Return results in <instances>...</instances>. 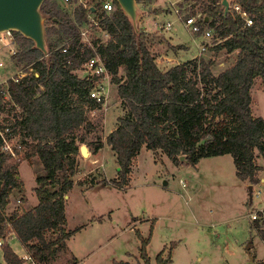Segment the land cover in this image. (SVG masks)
Listing matches in <instances>:
<instances>
[{
  "label": "trees",
  "instance_id": "16d2710c",
  "mask_svg": "<svg viewBox=\"0 0 264 264\" xmlns=\"http://www.w3.org/2000/svg\"><path fill=\"white\" fill-rule=\"evenodd\" d=\"M142 1L137 3L143 17L160 12L142 5ZM199 3L200 25L213 29L220 41L209 47V58L195 57L165 69L158 67L150 47L154 43L171 44L169 39L151 35L141 26L136 37L115 0L108 15L100 13L111 36L106 41L94 38V49L80 42L81 9H75L72 17L55 0H45L41 6L47 16L48 57L33 49L32 41L14 32V64L23 68L32 65L38 75H26L17 82L9 79L6 87L0 84V131L8 139L19 136L17 144L24 150L21 158H13L3 150L0 137V239L7 264L22 262L7 242L11 233L32 264H57L62 255H69L67 240L73 232L66 228L64 196L74 184L87 188L101 183L119 189L128 186L133 162L142 147L155 155H166L177 166L194 167L203 157L229 154L239 180L249 185L260 182L258 173L263 168L258 159L264 160V119L252 110L251 90L257 78L264 84V0H234L226 15L221 0ZM234 4L252 19L251 25L245 24ZM195 13L193 9L189 12ZM64 47L66 52H62ZM170 48L181 47L171 44ZM221 52L226 55L224 60L235 55L225 69L214 73ZM95 53L102 57L117 86L123 113L105 139L116 156V178L94 177L86 185L75 179L81 171L80 144L85 143L94 154L104 142L87 141V134L95 129L90 110L100 105L89 97L94 79H79L75 72ZM33 157L42 167V173L35 176L37 205L29 210L19 205L7 214L12 194H18L21 203L26 200L18 168L23 159ZM134 232L139 240L135 262L113 260L110 264H150L147 246L151 228L147 238L138 229ZM163 251L155 256V264H165ZM77 263L73 255L66 262Z\"/></svg>",
  "mask_w": 264,
  "mask_h": 264
},
{
  "label": "rangeland",
  "instance_id": "374dc122",
  "mask_svg": "<svg viewBox=\"0 0 264 264\" xmlns=\"http://www.w3.org/2000/svg\"><path fill=\"white\" fill-rule=\"evenodd\" d=\"M55 1L62 11L72 15L71 6L61 0ZM199 2L142 1V5L159 9L160 12L142 16L139 26L151 35L168 38L171 44L181 47L173 50L167 42L154 43L150 49L156 55L159 68L165 69L195 57L207 59L212 55L209 47L220 41L214 30L203 27L211 31L210 38H204L203 35L190 33L184 26V19L191 15L189 12L192 9L202 14ZM169 22L171 26L164 28ZM12 50L0 43V61L3 62L0 84L5 87L11 76L24 69L14 64L10 55ZM234 55L224 60L226 55L221 52L216 57L213 72L225 69ZM122 73L119 70L118 74ZM111 79L109 75V82H104L108 92L106 110L92 117L95 129L87 134L90 144L98 140L105 141L115 129L117 117L123 113L117 97V86ZM251 95L254 114L264 119V84L259 78L254 81ZM13 142L20 143V137L13 138ZM103 146L95 156H79L81 171L76 180L87 185L94 177L96 180L116 178V156L109 147ZM22 151H19L18 158L22 157ZM199 160L194 167L188 164L177 166L166 155H155L143 148L133 162L131 180L123 189L103 183L89 188L74 184L67 193L69 197H65V214L68 218L66 228L73 232L71 247L77 248L81 241L95 236L97 241L86 248V254L91 252L89 264H108L109 258L125 260L129 252L138 255L139 240L134 230L129 231L134 225L127 226L134 220L140 221L136 228L144 238L148 237L151 228L147 254L152 264H155V256L162 249L165 264H244L248 260V251L254 254L253 264H264V160L258 159L263 168L258 176L263 181L252 185L251 202L249 184L236 177L229 154ZM18 172L30 203L37 199L34 194L35 176L42 173L41 164L35 157L23 159ZM107 206L113 209L111 218L117 222L111 224V219L106 218V234L92 233L89 226L81 233H74L78 226L89 224L95 209ZM252 215L256 218L253 219ZM102 254L105 255L103 258ZM69 258L70 255H62L57 264H66Z\"/></svg>",
  "mask_w": 264,
  "mask_h": 264
},
{
  "label": "built area",
  "instance_id": "2783aa9c",
  "mask_svg": "<svg viewBox=\"0 0 264 264\" xmlns=\"http://www.w3.org/2000/svg\"><path fill=\"white\" fill-rule=\"evenodd\" d=\"M67 6L73 8L72 17L75 15V9H81L84 13V19L81 24L78 25L80 42L83 46L93 47V39L100 38L101 41H106L110 38L111 34L108 30L105 29L103 25V17H100V13L108 15L113 10V0H61ZM197 1L204 0H193L192 4H195ZM234 10L237 14L245 21L246 25L252 24V19L241 10L238 4H234ZM175 13L179 16V11L176 10ZM202 19L201 13H195L193 15H187L184 19V26L187 27L190 33L194 35H203L204 38H210L211 31L208 28H202L200 25V20ZM171 26V23H166L164 28L168 29ZM0 43L4 46L12 48L11 56L14 55L17 51V42L14 35V31L6 30L0 33ZM205 48L203 47V50ZM67 47L62 49V52H66ZM3 66V62L0 61V67ZM77 78L79 79H94L93 87L89 91V97L94 99L100 107L90 110L91 116L93 117L96 113H100L106 110L107 103V88L105 87L104 82L108 81L109 73L106 69L102 57L95 53L89 57L75 72ZM37 76V72L33 69L32 65L25 67L24 69L18 71L13 76L10 77L11 80L17 82L19 79L26 75ZM104 84V85H103ZM8 132L9 130L6 129ZM0 137L3 140V150L9 153L13 158L18 159L19 154L16 153V149H21L20 145L13 142V138L8 139L5 135V132L0 131ZM252 218H256L255 215H252ZM0 244H2L0 242ZM28 258L27 255L24 257Z\"/></svg>",
  "mask_w": 264,
  "mask_h": 264
},
{
  "label": "water",
  "instance_id": "95a60500",
  "mask_svg": "<svg viewBox=\"0 0 264 264\" xmlns=\"http://www.w3.org/2000/svg\"><path fill=\"white\" fill-rule=\"evenodd\" d=\"M45 0H0V33L12 30L32 41V48L39 50L48 57V46L45 36L44 22L46 14L41 11ZM123 15L127 18L136 37L139 35V22L143 16V10L137 0H115ZM234 0H221L224 15L230 12V3ZM82 157L89 156L88 147L85 144L79 147ZM180 161L184 157L181 156ZM119 170V167H118ZM249 201L252 199V185H248ZM64 197H67L65 195ZM254 254L248 251V260L244 264H253Z\"/></svg>",
  "mask_w": 264,
  "mask_h": 264
},
{
  "label": "crops",
  "instance_id": "0c3cea01",
  "mask_svg": "<svg viewBox=\"0 0 264 264\" xmlns=\"http://www.w3.org/2000/svg\"><path fill=\"white\" fill-rule=\"evenodd\" d=\"M156 16V15H155ZM114 129V128H113ZM104 142V145H106L107 147H109L105 141ZM104 147V146H103ZM102 147V149H103ZM110 148V147H109ZM145 148V147H142V149ZM99 151V150H98ZM98 151L94 154H92L90 151H89V156H95ZM221 156H226V154L224 155H219V156H212L213 158H217V157H221ZM202 159V158H201ZM200 161V160H199ZM197 165V164H196ZM117 166V165H116ZM116 170H118V166L116 167ZM104 178V177H103ZM106 178V177H105ZM260 181H263V179H260ZM244 182V181H243ZM245 184H247V182H245ZM95 185H99V184H95ZM93 187V186H92ZM19 195H14L12 194L11 197H10V202L6 208V213L9 214L11 212L14 211V209L17 207V206H21V208L23 210H29L33 207H35L37 205V199H33V201H31L29 203V199L26 195V191H25V202L24 203H21L20 201V197ZM36 197V196H35ZM69 197V194L67 195V198ZM17 203H19L17 205ZM95 213H93V218L92 220L89 222V224H87L86 226H78L75 230V234H78V233H81L83 231H85L86 227L89 226L88 228L91 229L92 233L95 232L96 233H104L105 234L107 233V227H108V224H107V220L106 218H110V223L111 224H116L117 220H113L111 217L113 216L114 212H113V209H111L109 206L103 208V209H95L94 210ZM66 215V214H65ZM66 219H67V223H68V218H67V215H66ZM140 222V221H139ZM137 221H131L129 222V224L127 226H130L131 224H133L134 226L129 228V231H133L135 229H137V223H139ZM107 226V227H106ZM88 229V230H89ZM139 230V229H138ZM150 230V229H149ZM140 231V230H139ZM140 233L142 234V232L140 231ZM143 236V234H142ZM73 238V233L72 235L69 237V239L67 240V245H68V250H69V255H73L78 263L77 264H89L88 260L89 258L91 257V252L89 254H86V248L89 246L90 243H94L95 241H97V238L94 236V237H91L90 240H83L79 243L78 247L77 248H72L71 247V244H70V241L71 239ZM0 242L2 243L3 241L0 239ZM7 242L9 243V245L11 246L13 252L19 257L22 259V262L20 264H32L31 261L29 259H25L24 257H26V252L24 250V248L22 247V245L20 244V242L16 239L15 235L13 233H11L8 237H7ZM81 246H83V249H81ZM127 257H126V261H129V262H135V257H138L137 254H132V253H126ZM131 255H134L133 257ZM105 255L102 254V258L104 257ZM106 258V257H105ZM111 260H109V262L111 263L113 260H116L115 258H109ZM104 263H108V262H104ZM108 263V264H110ZM0 264H7L3 258V252H2V249H1V244H0ZM91 264V263H90ZM150 264H152L150 262Z\"/></svg>",
  "mask_w": 264,
  "mask_h": 264
}]
</instances>
